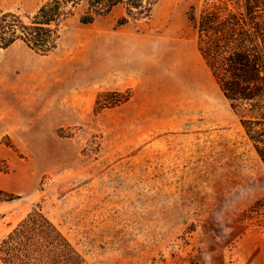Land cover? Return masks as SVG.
<instances>
[{"label": "rangeland", "instance_id": "obj_1", "mask_svg": "<svg viewBox=\"0 0 264 264\" xmlns=\"http://www.w3.org/2000/svg\"><path fill=\"white\" fill-rule=\"evenodd\" d=\"M192 4L74 17L47 55L0 48V187L20 195L0 202V264H50L45 220L8 241L34 210L88 264H264V163L197 49Z\"/></svg>", "mask_w": 264, "mask_h": 264}, {"label": "trees", "instance_id": "obj_2", "mask_svg": "<svg viewBox=\"0 0 264 264\" xmlns=\"http://www.w3.org/2000/svg\"><path fill=\"white\" fill-rule=\"evenodd\" d=\"M158 1L44 0L26 20L17 12H2L0 48L21 40L36 53L47 55L58 46L69 19L75 17L82 24H90L120 6L124 14L118 23L123 24L129 18H149ZM186 16L196 30L201 57L264 163V0H197V4L189 6ZM127 98L120 95L115 102ZM6 145L13 148L10 142ZM5 168V161L0 159V170ZM19 197L0 187V202ZM41 219L49 223L50 264H88L40 210L29 212L8 234L13 248H18L19 234L28 231L30 224L29 235L42 231L35 226ZM34 253L39 254V249ZM39 256L29 259L39 264ZM4 260L19 264L15 258Z\"/></svg>", "mask_w": 264, "mask_h": 264}]
</instances>
